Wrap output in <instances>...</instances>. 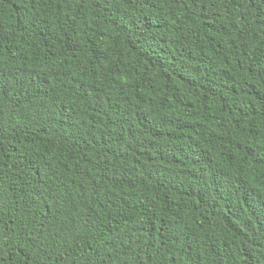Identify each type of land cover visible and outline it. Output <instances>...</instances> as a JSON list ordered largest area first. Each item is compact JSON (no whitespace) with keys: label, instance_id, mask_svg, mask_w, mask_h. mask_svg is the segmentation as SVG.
I'll list each match as a JSON object with an SVG mask.
<instances>
[{"label":"trees","instance_id":"obj_1","mask_svg":"<svg viewBox=\"0 0 264 264\" xmlns=\"http://www.w3.org/2000/svg\"><path fill=\"white\" fill-rule=\"evenodd\" d=\"M0 264H264V0H0Z\"/></svg>","mask_w":264,"mask_h":264}]
</instances>
